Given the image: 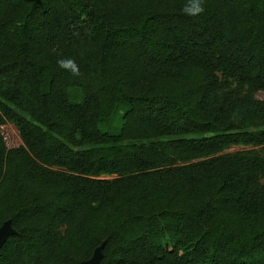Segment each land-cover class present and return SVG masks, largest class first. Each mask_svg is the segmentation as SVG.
I'll return each mask as SVG.
<instances>
[{"label":"trees","instance_id":"trees-1","mask_svg":"<svg viewBox=\"0 0 264 264\" xmlns=\"http://www.w3.org/2000/svg\"><path fill=\"white\" fill-rule=\"evenodd\" d=\"M188 3L0 0V264H264V0Z\"/></svg>","mask_w":264,"mask_h":264},{"label":"rangeland","instance_id":"rangeland-1","mask_svg":"<svg viewBox=\"0 0 264 264\" xmlns=\"http://www.w3.org/2000/svg\"><path fill=\"white\" fill-rule=\"evenodd\" d=\"M76 89H71L70 94L73 96V94L76 93ZM258 98L264 100V93L258 94ZM77 95L74 96V100H77ZM125 112V107H121L118 114L114 116L113 120L109 124H103L101 125V130L104 132H109L112 134H118L120 132V129L122 127L123 119L122 114ZM0 133L4 136L8 148H16L22 144V140L19 134V131L13 124H7L0 128ZM249 148L245 147H234L226 153L235 152V151H243L248 150Z\"/></svg>","mask_w":264,"mask_h":264},{"label":"clouds","instance_id":"clouds-1","mask_svg":"<svg viewBox=\"0 0 264 264\" xmlns=\"http://www.w3.org/2000/svg\"><path fill=\"white\" fill-rule=\"evenodd\" d=\"M183 11L190 16H198L203 13L204 7L202 4V0H195L193 4V0H189V3L185 5ZM52 51L55 53L57 50L54 48ZM57 65L64 70L71 71L73 76H79L80 70L76 61L70 57L68 58H60L57 60Z\"/></svg>","mask_w":264,"mask_h":264},{"label":"water","instance_id":"water-1","mask_svg":"<svg viewBox=\"0 0 264 264\" xmlns=\"http://www.w3.org/2000/svg\"><path fill=\"white\" fill-rule=\"evenodd\" d=\"M17 233L13 229L11 221H7L0 227V249L6 244L8 239L12 236H15ZM105 243L97 248L94 252V255L91 260L84 262L83 264H100L101 260L104 257L103 250Z\"/></svg>","mask_w":264,"mask_h":264}]
</instances>
